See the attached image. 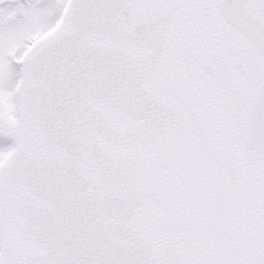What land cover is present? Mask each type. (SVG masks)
<instances>
[{"label": "snow or ice", "instance_id": "snow-or-ice-1", "mask_svg": "<svg viewBox=\"0 0 264 264\" xmlns=\"http://www.w3.org/2000/svg\"><path fill=\"white\" fill-rule=\"evenodd\" d=\"M0 264H264V0H0Z\"/></svg>", "mask_w": 264, "mask_h": 264}]
</instances>
